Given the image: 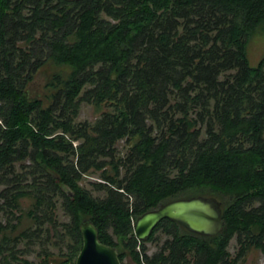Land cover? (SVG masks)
Masks as SVG:
<instances>
[{
	"label": "trees",
	"instance_id": "16d2710c",
	"mask_svg": "<svg viewBox=\"0 0 264 264\" xmlns=\"http://www.w3.org/2000/svg\"><path fill=\"white\" fill-rule=\"evenodd\" d=\"M263 23L264 0H0L1 264H36L19 244L41 232L70 239L68 252L43 246L41 263L76 264L84 217L127 264L264 255V55H247ZM44 67L45 92L31 95ZM84 100L109 109L77 122ZM98 169L102 196L81 184ZM195 194L221 201L218 233L163 218L136 236L143 212ZM23 197L35 226L17 231Z\"/></svg>",
	"mask_w": 264,
	"mask_h": 264
},
{
	"label": "water",
	"instance_id": "95a60500",
	"mask_svg": "<svg viewBox=\"0 0 264 264\" xmlns=\"http://www.w3.org/2000/svg\"><path fill=\"white\" fill-rule=\"evenodd\" d=\"M179 221L189 230L201 234H216L223 224L221 201L214 195L195 194L170 199L146 210L135 221V234L144 239L163 219ZM83 243L76 264H127L121 260L116 245L100 238L99 228L88 217L80 223Z\"/></svg>",
	"mask_w": 264,
	"mask_h": 264
},
{
	"label": "rangeland",
	"instance_id": "374dc122",
	"mask_svg": "<svg viewBox=\"0 0 264 264\" xmlns=\"http://www.w3.org/2000/svg\"><path fill=\"white\" fill-rule=\"evenodd\" d=\"M247 55L249 58V62L251 65H256L260 58L264 55V23L259 25L250 35L248 43H247ZM44 67L41 69L40 72L35 76L33 81L29 84V93L31 95H37L40 96L45 92V78L46 73L50 71V68ZM48 70V71H47ZM105 109H109V106L106 104L103 105H96L89 101H82L79 114L76 118V121H94L102 111ZM126 141L124 139H121L117 143V148L121 154L126 152L127 146ZM29 162V161H27ZM19 167V165H18ZM102 180L101 177V170H92L88 173H84L83 177L81 179V184L86 187L88 190H90L94 195L96 196H102L104 195V190H99L96 188V186L93 184L94 181ZM61 200L58 201V208H57V217L59 220H68L69 216L65 213L64 208L61 205ZM32 205V198L30 197H23L21 198V207L22 210H18V213L24 212L23 216L19 220V225L17 227V231L26 228L29 225H34L33 219L27 214L26 210ZM9 219V215L2 210H0V220L7 221ZM17 220V219H15ZM35 226V225H34ZM156 235L158 239L151 240L147 242V248L148 252L152 253L155 251L162 240L166 237V233L158 230L156 232ZM29 239L22 241L19 246L22 248H28V252L26 255L28 258L33 260L36 264H43L42 258L43 256L40 254V252L43 250V246H48L51 250L60 252H68V244L70 242L69 237H65V239L59 235L58 233L52 235L51 237L47 238L46 232H41L40 236L37 237L36 241H30ZM238 247V242L236 237L232 238L230 242V251L232 253H235ZM62 249V250H61ZM125 262L132 263L130 258H125ZM1 264V262H0ZM13 264H20V262L17 260L16 263ZM239 264H264V255L263 253L255 248L252 247L247 255L245 256V259L241 261Z\"/></svg>",
	"mask_w": 264,
	"mask_h": 264
}]
</instances>
